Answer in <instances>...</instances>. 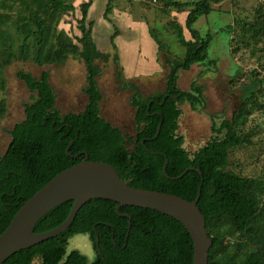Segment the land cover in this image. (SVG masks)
<instances>
[{
    "label": "trees",
    "instance_id": "obj_1",
    "mask_svg": "<svg viewBox=\"0 0 264 264\" xmlns=\"http://www.w3.org/2000/svg\"><path fill=\"white\" fill-rule=\"evenodd\" d=\"M75 0H0V91L4 88L3 69L13 62H32L38 67L58 65L68 59H80L85 67L86 97L79 113L62 114L55 106V94L48 72L39 76L19 71L16 74L32 93L24 105V118L9 131L10 143L0 156V235L23 203L62 171L89 161L112 166L128 186L161 192L193 201L200 187L198 208L205 218V228L212 246L208 264H264V179L242 177L228 167L231 151L251 145V133H244L251 109L259 107L254 92L230 119L213 121L210 139L198 150L189 153L184 138L177 133L181 116L179 105L187 103L192 110L204 106V88L192 81L188 91L178 89L180 71L193 65L205 70L216 69L217 61L208 58L212 38L201 36L195 29L200 17L212 11V4L222 0H148L161 12H186L184 27L171 19L168 22L177 43L185 49L182 59L172 55L156 28L147 27L150 38L161 54L162 64L169 69L164 89L142 96L139 87L123 78L118 55L112 60L120 87L130 92L134 109L135 134L123 132L100 116L102 95L97 85L100 68L109 53L100 52L92 39V22H86L93 0L79 5L77 20L79 37L74 40L58 25L65 14L73 13ZM107 0L104 19L112 10ZM261 8L257 9L260 13ZM251 39H264V14L253 22H242ZM183 28L190 39L184 36ZM7 29H13L12 37ZM110 45L116 51L114 39ZM18 40V41H17ZM19 44L16 51L14 42ZM149 105V108H148ZM6 113L0 100V119ZM160 125L157 137L156 131ZM143 142V145L141 144ZM70 145L69 154L66 149ZM175 178L192 167L181 179H167L162 171ZM72 201H66L46 213L35 225V233L50 231L68 217ZM102 199L86 202L77 212L69 228L58 236L21 250L3 264H88L77 250L67 252L68 241L75 235H87L95 259L90 264H192L193 247L188 232L172 218L158 212L132 206H120ZM131 217L128 231V219ZM254 249V252H251Z\"/></svg>",
    "mask_w": 264,
    "mask_h": 264
},
{
    "label": "rangeland",
    "instance_id": "obj_2",
    "mask_svg": "<svg viewBox=\"0 0 264 264\" xmlns=\"http://www.w3.org/2000/svg\"><path fill=\"white\" fill-rule=\"evenodd\" d=\"M86 0H75V11L61 19L58 29L65 31L75 42L80 36L77 20L80 19L79 5ZM190 2L197 0H176ZM107 0H93L86 22H92V39L96 48L109 53L104 63L96 60L101 74L97 78L101 92L100 116L109 124L119 128L125 136L135 134L134 109L129 103L130 92L120 87L114 54L123 78L134 82L142 96H148L164 89L169 69L162 64V55L150 38L147 27H154L158 36L167 44L172 55L182 59L185 49L181 47L170 29L171 19L184 27L186 12H161L158 5L148 0H114L112 10L104 19ZM261 8L260 13L257 9ZM264 14V0H222L212 4V11L200 17L195 29L201 36L208 34L212 40L208 58L217 61L216 69L205 70L193 65L188 71H180L176 85L181 91H188L192 81L204 88V106L192 110L187 103L179 105L181 116L177 133L184 138L183 147L193 153L210 139L213 121L230 119L251 92L260 105L251 109L244 133H251V145L234 149L229 156L228 170L249 178L264 179V39H251L243 29L242 22L252 24ZM117 29L114 39L116 51L111 48L110 37ZM16 37L13 29H7ZM184 36L190 39L183 28ZM18 41V40H17ZM13 48L16 51L18 42ZM19 71L39 76L48 72L49 83L55 94V106L62 113H79L83 110L86 97L82 92L85 85V67L80 59H68L63 64L38 67L32 62H13L3 69L4 88L0 100L4 101L6 113L0 119V156L9 143V131L24 118V105L32 100V93L16 77ZM77 250L87 258L88 264L95 259L92 244L87 235L78 234L68 241L67 252ZM32 264H41L35 259Z\"/></svg>",
    "mask_w": 264,
    "mask_h": 264
},
{
    "label": "water",
    "instance_id": "obj_3",
    "mask_svg": "<svg viewBox=\"0 0 264 264\" xmlns=\"http://www.w3.org/2000/svg\"><path fill=\"white\" fill-rule=\"evenodd\" d=\"M149 108V105H148ZM160 131L157 128L156 136ZM143 145V142H141ZM70 145L66 149L69 154ZM167 160L162 171L167 179H181L188 171L202 173L195 168H188L179 176L171 178L166 173ZM202 178L197 196L193 201L155 191L135 189L121 180L116 170L105 163L89 161L87 156L78 164L62 171L47 184L26 200L19 208L7 228L0 235V264L15 253L28 249L65 232L73 222L78 210L88 201L102 199L120 206H132L147 209L168 216L178 222L188 232L192 240V264H208V251L212 241L207 235L205 218L198 208ZM72 201L67 219L58 227L43 233H35L36 223L50 210L58 205ZM119 216L128 219V231L131 217L128 214ZM254 252V249H251Z\"/></svg>",
    "mask_w": 264,
    "mask_h": 264
}]
</instances>
